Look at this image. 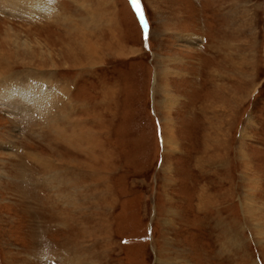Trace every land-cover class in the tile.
Instances as JSON below:
<instances>
[{"label": "rangeland", "instance_id": "rangeland-1", "mask_svg": "<svg viewBox=\"0 0 264 264\" xmlns=\"http://www.w3.org/2000/svg\"><path fill=\"white\" fill-rule=\"evenodd\" d=\"M1 2L0 264H264V0Z\"/></svg>", "mask_w": 264, "mask_h": 264}, {"label": "bare ground", "instance_id": "bare-ground-1", "mask_svg": "<svg viewBox=\"0 0 264 264\" xmlns=\"http://www.w3.org/2000/svg\"><path fill=\"white\" fill-rule=\"evenodd\" d=\"M133 1V5H134V8H135V10H136V12L137 13H142V10H139V8H138V5H137V3L136 2H134V0H132ZM13 3V2H12ZM49 3V2H48ZM139 3V2H138ZM16 4V3H15ZM22 4H23V2H22ZM21 3H20V5H22ZM26 4H28V3H26ZM140 5V4H139ZM15 7H17V6H15ZM141 7V6H140ZM1 8H4V10H7V8H8V10L10 9V11H11V13H13V12H16L15 11V8H11V7H7V5H3V3L1 2L0 3V9ZM19 8V10H21L23 13H25V14H27V15H31L32 13H33V8H30V9H26V8H21V7H18ZM6 12V11H5ZM138 14V15H139ZM7 81H9V80H7ZM2 82V81H1ZM1 82H0V84H1ZM3 83H4V81H3ZM1 87V86H0ZM10 88V87H9ZM23 92V91H22ZM59 93V92H58ZM23 94V93H22ZM21 94V95H22ZM26 94V93H25ZM8 95V94H7ZM57 95V94H56ZM63 95V94H62ZM36 96V95H35ZM2 97V96H1ZM21 98V97H20ZM35 98V97H34ZM167 98V97H166ZM8 99V98H7ZM25 99V98H24ZM169 99V98H168ZM173 99V98H172ZM168 101V103H170V101L169 100H167ZM6 102V101H5ZM8 102H9V100H8ZM16 103V102H15ZM27 103V102H26ZM30 103V102H29ZM7 104V103H6ZM54 104V103H53ZM171 104V103H170ZM4 105H5V103H4ZM3 105V106H4ZM8 105V104H7ZM28 105V104H27ZM172 105V104H171ZM9 106V105H8ZM21 106V105H20ZM6 107V106H5ZM11 107V106H10ZM46 109H47V107H45ZM23 109V108H22ZM45 112V111H44ZM15 136V135H14ZM170 141V140H169ZM169 141H166V144L169 142Z\"/></svg>", "mask_w": 264, "mask_h": 264}, {"label": "water", "instance_id": "water-1", "mask_svg": "<svg viewBox=\"0 0 264 264\" xmlns=\"http://www.w3.org/2000/svg\"><path fill=\"white\" fill-rule=\"evenodd\" d=\"M137 5H138L139 10H141V7L139 6V4H137ZM147 30H148V25L145 22V33H147Z\"/></svg>", "mask_w": 264, "mask_h": 264}, {"label": "snow or ice", "instance_id": "snow-or-ice-1", "mask_svg": "<svg viewBox=\"0 0 264 264\" xmlns=\"http://www.w3.org/2000/svg\"><path fill=\"white\" fill-rule=\"evenodd\" d=\"M134 2L138 3L139 0H134ZM141 19H143V15L141 14Z\"/></svg>", "mask_w": 264, "mask_h": 264}]
</instances>
